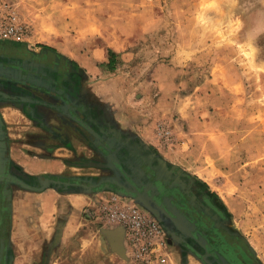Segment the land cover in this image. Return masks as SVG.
Masks as SVG:
<instances>
[{
  "label": "rangeland",
  "instance_id": "obj_1",
  "mask_svg": "<svg viewBox=\"0 0 264 264\" xmlns=\"http://www.w3.org/2000/svg\"><path fill=\"white\" fill-rule=\"evenodd\" d=\"M0 2L27 27L23 44L69 57L59 70L69 71L70 94L57 88L53 101L85 123V174L32 180L29 190L51 182L93 193L85 207L90 229L125 255L97 215L113 197L162 227L156 215L163 218L183 255L197 259L187 264H264V0ZM3 161L0 236L17 246L7 256L13 264L22 251L14 235L24 227L14 192L21 180Z\"/></svg>",
  "mask_w": 264,
  "mask_h": 264
},
{
  "label": "crops",
  "instance_id": "obj_2",
  "mask_svg": "<svg viewBox=\"0 0 264 264\" xmlns=\"http://www.w3.org/2000/svg\"><path fill=\"white\" fill-rule=\"evenodd\" d=\"M112 48L114 52L121 51L120 43ZM98 50L101 60H107L104 51ZM63 54L54 53L48 46L33 49L22 41H0V155L3 167L4 163L9 164L21 180L14 184V192L20 191L19 217L24 219V227L20 223L21 230L14 232L17 239L21 238L15 245L22 251L13 264H23L28 259L30 264H128L123 252L108 246L102 231L90 229L85 207L94 198L93 193L61 188L51 182L42 190H29L28 183L32 180L80 177L87 169L86 135L80 128V125L85 128L84 119L64 112L63 106L53 101V92L59 88L70 94L69 71L59 70L60 62L69 63V57ZM153 70L152 73L158 72L157 68ZM142 99L136 104L142 103ZM130 100H125L128 108L134 104ZM66 107L69 108V103ZM121 117L116 115L115 120L123 125ZM30 194L35 201H31L27 210ZM8 244L7 255L10 246L17 249L10 241ZM166 252L167 264L197 260L190 254L183 255L184 250L176 240L167 241Z\"/></svg>",
  "mask_w": 264,
  "mask_h": 264
},
{
  "label": "built area",
  "instance_id": "obj_3",
  "mask_svg": "<svg viewBox=\"0 0 264 264\" xmlns=\"http://www.w3.org/2000/svg\"><path fill=\"white\" fill-rule=\"evenodd\" d=\"M26 32L27 27L19 21L16 11L0 2V41H23ZM118 204L116 197L102 202L97 215L106 228L123 229L127 259L137 264H167V242L160 223L135 206Z\"/></svg>",
  "mask_w": 264,
  "mask_h": 264
},
{
  "label": "flooded vegetation",
  "instance_id": "obj_4",
  "mask_svg": "<svg viewBox=\"0 0 264 264\" xmlns=\"http://www.w3.org/2000/svg\"><path fill=\"white\" fill-rule=\"evenodd\" d=\"M55 61H56V59L54 58V66H56ZM191 184L194 186L195 192L199 191L200 195H203V197L206 196V194L203 191L199 190L198 186H196L197 183H196L195 179H193L191 181ZM156 217L158 220L161 221L163 227L165 228L166 234L168 236V242L175 240V238H173L171 231H168L169 227L167 226V223L165 222V220L163 218H161L159 215H156ZM2 241L3 242L5 241V245H3V249H2V245H0V264H9V263H7L9 259L7 258L8 255H7L6 238L3 236V234H2V237L0 236V244L2 243ZM177 242H179L180 245L182 246L181 240H179ZM182 248H183V246H182Z\"/></svg>",
  "mask_w": 264,
  "mask_h": 264
},
{
  "label": "trees",
  "instance_id": "obj_5",
  "mask_svg": "<svg viewBox=\"0 0 264 264\" xmlns=\"http://www.w3.org/2000/svg\"><path fill=\"white\" fill-rule=\"evenodd\" d=\"M115 55L116 54L113 51H111V50L108 52V63L106 64V66L110 70L114 69V64L113 63H114V57H115ZM203 184L208 189V185H206L205 183H203ZM213 195L216 196L214 193H213Z\"/></svg>",
  "mask_w": 264,
  "mask_h": 264
},
{
  "label": "water",
  "instance_id": "obj_6",
  "mask_svg": "<svg viewBox=\"0 0 264 264\" xmlns=\"http://www.w3.org/2000/svg\"><path fill=\"white\" fill-rule=\"evenodd\" d=\"M107 230L111 231V232H108V236H113L114 234L118 235L119 236V240L122 242V245H123V234L124 233H123V229L122 228H117V229H114V230L107 229ZM123 247H124V245H123ZM117 251H120V250L118 249ZM124 258H126V257H124ZM126 260H127V258H126Z\"/></svg>",
  "mask_w": 264,
  "mask_h": 264
}]
</instances>
